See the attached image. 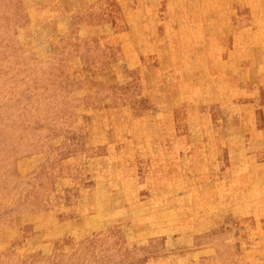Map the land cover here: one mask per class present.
Here are the masks:
<instances>
[{"label":"rangeland","instance_id":"obj_1","mask_svg":"<svg viewBox=\"0 0 264 264\" xmlns=\"http://www.w3.org/2000/svg\"><path fill=\"white\" fill-rule=\"evenodd\" d=\"M261 107L264 0H0V264H264Z\"/></svg>","mask_w":264,"mask_h":264},{"label":"crops","instance_id":"obj_2","mask_svg":"<svg viewBox=\"0 0 264 264\" xmlns=\"http://www.w3.org/2000/svg\"><path fill=\"white\" fill-rule=\"evenodd\" d=\"M261 106V105H260ZM211 108H209V110H210ZM259 111H261V113L262 112H264V107H261V108H259ZM254 122V124L256 125V121H253ZM259 123V122H258ZM260 126L262 127L261 129H262V132H264V121L262 122L261 121V123H260ZM259 143H264V136H262L260 139H259V141H258ZM264 149V148H263Z\"/></svg>","mask_w":264,"mask_h":264}]
</instances>
